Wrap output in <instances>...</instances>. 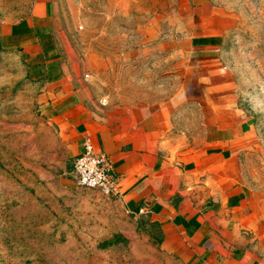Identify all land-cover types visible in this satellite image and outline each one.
I'll return each instance as SVG.
<instances>
[{"label":"crops","instance_id":"1","mask_svg":"<svg viewBox=\"0 0 264 264\" xmlns=\"http://www.w3.org/2000/svg\"><path fill=\"white\" fill-rule=\"evenodd\" d=\"M165 1L139 47L164 56L180 90L154 105H88L102 61L97 50L74 54L69 31L103 13L99 0L75 13L68 0H0V45L23 55L68 175L87 139L126 212L148 217L178 264H264V185H250L241 163L252 126L222 60L232 19L212 0Z\"/></svg>","mask_w":264,"mask_h":264},{"label":"rangeland","instance_id":"2","mask_svg":"<svg viewBox=\"0 0 264 264\" xmlns=\"http://www.w3.org/2000/svg\"><path fill=\"white\" fill-rule=\"evenodd\" d=\"M68 1L74 13L78 2L89 3ZM212 1L232 19L222 60L235 106L252 126L243 174L250 185L263 186L264 0ZM96 10L103 13L86 30L69 31L74 54L97 50L102 61L87 87L88 105H154L178 94L179 76L166 69L164 56L139 47L143 29L158 23L153 16L168 14L166 1L99 0ZM36 90L23 55L0 45V264H178L161 248L148 217L126 212L115 192L75 184L46 129Z\"/></svg>","mask_w":264,"mask_h":264},{"label":"built area","instance_id":"3","mask_svg":"<svg viewBox=\"0 0 264 264\" xmlns=\"http://www.w3.org/2000/svg\"><path fill=\"white\" fill-rule=\"evenodd\" d=\"M70 176L79 187L115 192L114 181L105 169L104 156L95 152L87 139L73 159Z\"/></svg>","mask_w":264,"mask_h":264}]
</instances>
